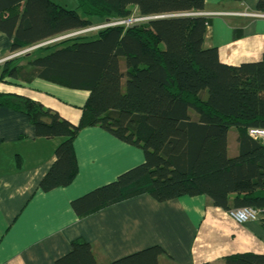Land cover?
<instances>
[{
    "label": "trees",
    "instance_id": "trees-1",
    "mask_svg": "<svg viewBox=\"0 0 264 264\" xmlns=\"http://www.w3.org/2000/svg\"><path fill=\"white\" fill-rule=\"evenodd\" d=\"M75 1L76 9L66 10L52 0H0V33L11 42L9 53L103 20L153 19L68 37L0 65V84L40 80L88 93L80 122L73 125L36 101L0 92V108L27 118L36 139H63L40 191L73 182V142L84 128L97 127L142 151L144 159L73 201L78 217L143 195L157 203L205 196L209 205L227 212L259 211L264 230V145L247 136L249 129L264 130V58L238 67L221 64L217 49L204 46L209 22L196 15L204 0ZM256 10L264 14V0H258ZM232 128L238 130L235 157L227 154ZM156 169L175 175L157 181ZM163 256L153 246L107 264H174L167 257L162 261ZM56 264L97 263L84 245ZM223 264H264V255L235 254Z\"/></svg>",
    "mask_w": 264,
    "mask_h": 264
},
{
    "label": "crops",
    "instance_id": "crops-1",
    "mask_svg": "<svg viewBox=\"0 0 264 264\" xmlns=\"http://www.w3.org/2000/svg\"><path fill=\"white\" fill-rule=\"evenodd\" d=\"M200 16L209 22L204 46L217 49L221 64L238 67L264 58V15L258 0H204ZM250 15V16H246ZM236 35V37H235ZM11 42L0 33V65ZM0 92L19 95L53 110L73 125L88 97L40 80L5 81ZM238 130L227 135V154L239 152ZM63 139H36L23 115L0 108V264H56L88 245L97 264H107L158 246L174 264H223L235 254L264 255L259 220L234 223L205 196L157 203L149 196L78 217L71 203L143 163V153L97 127H86L73 142L77 175L65 188L43 193L39 185L55 162ZM17 159L20 167L17 166ZM175 173L156 169L155 180ZM166 257H161L166 261Z\"/></svg>",
    "mask_w": 264,
    "mask_h": 264
},
{
    "label": "rangeland",
    "instance_id": "rangeland-1",
    "mask_svg": "<svg viewBox=\"0 0 264 264\" xmlns=\"http://www.w3.org/2000/svg\"><path fill=\"white\" fill-rule=\"evenodd\" d=\"M53 2L55 3H58L60 4L62 7H64L66 10H75L76 9V6H77V3L75 0H52ZM246 16H250V15H246ZM250 17H256V18H262L260 17L259 15H254V16H250ZM145 19H142V18H134V17H131L127 20H111V21H101V22H98V23H94L91 27H89L88 29L86 30H83V31H80V32H77V33H73V34H69L64 36V37H59L57 39H54L52 41H49V42H46V43H43V44H39L37 46H33V47H30L28 49H25V50H22V51H18L16 53H10V55L8 56L7 59H5L3 61L6 62V61H9V60H12V59H16V58H19L21 56H25V55H28V54H33V52H35V50L39 49V48H43V47H46V46H49V45H52L53 43L57 42V41H60V40H64V39H67L68 37H75L77 35L79 36H90V35H94L97 31V29H105V28H109L107 27V25H110L114 22H117L119 23L118 26L116 27H120V26H127L129 24H138V23H141V22H144ZM97 30V31H96ZM123 63V62H122ZM124 67V64H122ZM125 83H126V80H123L122 81V89L124 90L125 88Z\"/></svg>",
    "mask_w": 264,
    "mask_h": 264
},
{
    "label": "built area",
    "instance_id": "built-area-1",
    "mask_svg": "<svg viewBox=\"0 0 264 264\" xmlns=\"http://www.w3.org/2000/svg\"><path fill=\"white\" fill-rule=\"evenodd\" d=\"M196 15H200V14H196ZM260 17L264 18V15H259ZM145 19V18H142ZM145 20H148V18H146ZM119 23L114 22L110 25H107V27H116L118 26ZM132 25L129 24L125 27H128ZM100 30V29H97ZM96 30V31H97ZM69 36V35H68ZM247 136L250 140L252 141H256V142H260L264 145V130L261 129H249L247 131ZM228 213V217L236 224L242 225L248 222H253V221H257L259 216H260V212L251 208H240V209H233L227 212Z\"/></svg>",
    "mask_w": 264,
    "mask_h": 264
},
{
    "label": "water",
    "instance_id": "water-1",
    "mask_svg": "<svg viewBox=\"0 0 264 264\" xmlns=\"http://www.w3.org/2000/svg\"><path fill=\"white\" fill-rule=\"evenodd\" d=\"M160 18H163V17H154V19H160ZM150 19H153V18H148V20Z\"/></svg>",
    "mask_w": 264,
    "mask_h": 264
}]
</instances>
